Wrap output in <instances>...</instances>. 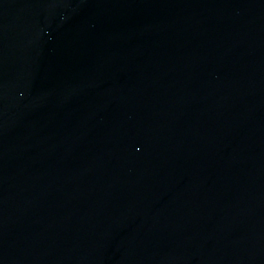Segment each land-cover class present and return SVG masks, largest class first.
Masks as SVG:
<instances>
[{
	"label": "water",
	"instance_id": "95a60500",
	"mask_svg": "<svg viewBox=\"0 0 264 264\" xmlns=\"http://www.w3.org/2000/svg\"><path fill=\"white\" fill-rule=\"evenodd\" d=\"M0 224L35 264H264V0H0Z\"/></svg>",
	"mask_w": 264,
	"mask_h": 264
}]
</instances>
